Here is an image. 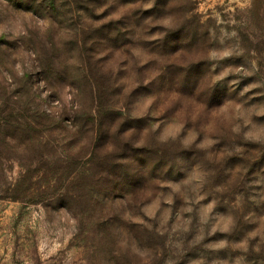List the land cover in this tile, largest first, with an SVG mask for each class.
<instances>
[{
    "label": "rangeland",
    "instance_id": "rangeland-1",
    "mask_svg": "<svg viewBox=\"0 0 264 264\" xmlns=\"http://www.w3.org/2000/svg\"><path fill=\"white\" fill-rule=\"evenodd\" d=\"M0 264H264V0H0Z\"/></svg>",
    "mask_w": 264,
    "mask_h": 264
},
{
    "label": "trees",
    "instance_id": "trees-1",
    "mask_svg": "<svg viewBox=\"0 0 264 264\" xmlns=\"http://www.w3.org/2000/svg\"><path fill=\"white\" fill-rule=\"evenodd\" d=\"M99 130H101L100 128H99ZM108 146H106V148H107ZM123 183V182H122Z\"/></svg>",
    "mask_w": 264,
    "mask_h": 264
}]
</instances>
